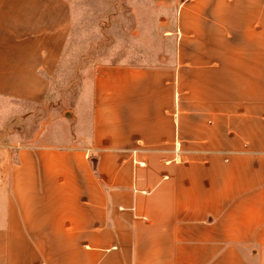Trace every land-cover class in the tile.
Listing matches in <instances>:
<instances>
[{"label": "crops", "instance_id": "obj_1", "mask_svg": "<svg viewBox=\"0 0 264 264\" xmlns=\"http://www.w3.org/2000/svg\"><path fill=\"white\" fill-rule=\"evenodd\" d=\"M72 23L0 0V94L43 98ZM174 34L165 64L88 70L86 142L3 154L0 264H264V0H182Z\"/></svg>", "mask_w": 264, "mask_h": 264}, {"label": "rangeland", "instance_id": "obj_2", "mask_svg": "<svg viewBox=\"0 0 264 264\" xmlns=\"http://www.w3.org/2000/svg\"><path fill=\"white\" fill-rule=\"evenodd\" d=\"M69 1L73 23L47 94L38 100L0 94V159L19 145L87 141L90 130L79 118L78 101L90 68L173 59L182 0Z\"/></svg>", "mask_w": 264, "mask_h": 264}, {"label": "built area", "instance_id": "obj_3", "mask_svg": "<svg viewBox=\"0 0 264 264\" xmlns=\"http://www.w3.org/2000/svg\"><path fill=\"white\" fill-rule=\"evenodd\" d=\"M141 161V160H140ZM141 164H145L146 162L145 161H141L140 162ZM144 193H147V191H143Z\"/></svg>", "mask_w": 264, "mask_h": 264}, {"label": "bare ground", "instance_id": "obj_4", "mask_svg": "<svg viewBox=\"0 0 264 264\" xmlns=\"http://www.w3.org/2000/svg\"><path fill=\"white\" fill-rule=\"evenodd\" d=\"M146 162V161H145Z\"/></svg>", "mask_w": 264, "mask_h": 264}]
</instances>
